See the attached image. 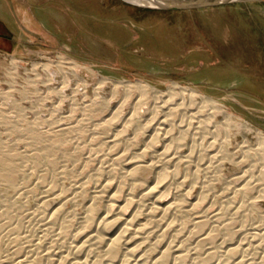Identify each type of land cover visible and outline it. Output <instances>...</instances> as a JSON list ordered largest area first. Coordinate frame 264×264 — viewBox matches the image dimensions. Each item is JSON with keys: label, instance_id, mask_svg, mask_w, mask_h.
I'll list each match as a JSON object with an SVG mask.
<instances>
[{"label": "rangeland", "instance_id": "1", "mask_svg": "<svg viewBox=\"0 0 264 264\" xmlns=\"http://www.w3.org/2000/svg\"><path fill=\"white\" fill-rule=\"evenodd\" d=\"M14 60L19 66L18 72H14ZM75 63L79 65L80 76L91 87L86 94L87 101L83 94H76L74 100L71 98L74 83L83 80L73 71ZM62 69L70 80L63 101L58 91L47 95V89L40 84L50 75L54 78L48 85L50 88L62 85ZM27 73L36 77L35 80L27 81ZM37 73H40L39 78ZM101 76L107 78V84L101 89L102 98L110 95L113 82L141 81L150 87L140 101L139 121L120 133L117 150L113 151L107 141L114 138L123 124L119 121L114 125H102L110 116L109 111L99 110L101 97L96 103L92 101L94 86ZM175 84L192 87L199 95L224 104L243 131L235 135L233 144L242 142L246 135L247 145L256 146V132H264V2L240 0L173 11L124 0H0V144L3 145L0 155L17 173L15 185L10 186L0 179V213L8 211L10 214L9 218L6 213L1 214L0 222L11 223L7 227L2 224L5 228L0 229L11 238L7 241L9 237H3L7 239L5 245L13 246L12 226L17 223V231L24 237L23 241L20 239L21 245L24 244L26 250L32 248V242L38 241L46 226L45 218L59 207L50 237H54L62 222L68 223L69 234L63 238L66 246L72 234L83 225L92 201L93 218L100 219L108 202L104 197L93 196L94 192L108 177L120 178L125 169L123 162L111 166L108 160L112 153L123 151L125 147L131 151L124 159H131L145 147L156 132L148 126L153 104L165 103L163 99L170 96ZM153 87L162 95H155ZM8 91L12 94L6 96ZM133 91L122 116L129 115V105L140 98V91ZM126 93L124 85H120L115 100L119 101ZM179 93L174 96L173 103L181 102ZM160 112L165 113L164 110ZM175 116L173 126L166 127H171L172 134L179 137L181 114ZM30 126L43 131L44 140L34 141L28 135ZM58 127L68 130L62 134L57 131ZM129 138L131 143L126 146ZM197 138L191 133L185 134L176 149L180 154L177 156L182 157L177 170V177L183 182L181 193L186 192L192 201L200 197V191L208 195L202 208L180 209L181 223L189 225L184 224L188 228L186 234L200 213L207 212L211 216L218 211L221 220H233L234 230L241 228L245 234L257 231L259 219L264 224V199L258 200L259 193L253 184L264 178V153L256 156L254 151H249L242 163L234 160L240 158L239 150L230 154L228 160H213L209 150L198 147L200 138ZM155 143L162 149L167 144L163 135ZM152 152L151 149L148 159L152 158ZM174 167L171 164L170 169ZM246 167L250 169L244 172ZM100 168L105 172L101 173ZM151 174V170L143 171L141 178L147 179ZM174 187L172 184L169 192L166 191L165 199L174 196ZM130 188L131 183L127 182L121 190L113 189L117 203L125 201L130 191L137 197L141 187ZM248 201H253L255 206L252 213ZM247 211L253 217L248 216L243 223L241 216ZM160 217L159 213L154 216L152 227L163 228L166 221ZM223 234L216 238L215 245L214 242L205 243L204 248L206 245L212 248L215 255L202 264L223 261L225 249L233 243L240 244L244 233L238 231L226 244ZM191 238L185 240L188 250L195 244ZM172 239L170 234L168 241ZM148 251L147 258L151 260L155 251L151 248ZM249 252L241 250L237 255L248 257L251 256ZM191 262L201 264L194 263L191 258L185 264Z\"/></svg>", "mask_w": 264, "mask_h": 264}, {"label": "bare ground", "instance_id": "2", "mask_svg": "<svg viewBox=\"0 0 264 264\" xmlns=\"http://www.w3.org/2000/svg\"><path fill=\"white\" fill-rule=\"evenodd\" d=\"M128 1L141 5H160L164 2H168L167 0ZM14 65V72H18L19 66L17 64V60H14ZM78 69L79 65L75 63L73 66V71L77 75H79V77H81ZM34 71L36 72V70H33V72ZM61 72H64L62 85L55 88H50V86L48 85H50L54 79L50 75L46 76L45 81L40 84L47 89L45 90L47 95L48 93L58 91V94H60L61 96L60 99L63 101L62 97L66 95L64 91L66 89V86L70 84V80L68 79V76L66 75L67 73H65L64 69H62ZM39 74L37 78H39ZM35 78L27 73V81H34ZM74 84L75 85L72 87L73 91L71 94V98L74 100L76 94H83L85 95V100L87 101L86 94L88 90L91 89V87H89L90 84L84 79L80 80L78 83L75 82ZM106 84L107 78L101 76L98 84L94 86V95L92 98L93 103H96L97 100H99V97H101L102 93L101 89L104 88L103 86ZM120 85H124L127 93L122 99L116 101L115 98L118 95ZM175 85L176 87L172 88L173 90L169 92L170 96L168 95V98L163 99L165 103H161L162 105L157 104V102L156 104H153L155 106H153L154 109L150 117L151 125L148 126H152L153 129L156 130V132L155 134L153 132L151 139H149L146 142V145H144L145 147L141 148V151L139 150V152H136V154L133 155L131 159H124V157L127 156L126 154L129 153L128 151L130 150L126 147L123 151L121 150L117 153L111 152L112 156L108 160L109 165H118V163H120L121 161V163L123 162L125 169L120 178L108 177L99 185L100 189L97 191L95 190L96 192H94V194H96L93 196H100V198L104 197L107 200L108 204L106 206L105 214L100 219L94 220V203L92 201L89 205L83 225L78 228L75 233L72 234L70 244L69 246H66L63 238L66 237L65 235L69 234L67 233L70 230L68 223L62 222L59 225L58 231L56 230L57 232L54 233L55 235L53 234L54 237H50V232L53 231L50 228L51 225L56 222V215L60 209L59 207L51 211L50 215L45 218L46 221L44 224L46 226L42 229V235L38 238V241L32 242L33 247L28 248V250L25 249L27 247H25L23 243V246L20 243V239H23L24 237H22V235L17 231V223L12 226V233L11 230H8L11 234L14 233V235H12V242H14V244L13 246L7 247L5 245L6 242L4 241H6L7 239V241H9V239L11 240V238L10 236L5 235L2 230L7 227V225L10 226L11 223H6V225H4L3 223L5 222H0V229H2L0 230V264H185L186 260L190 258L195 260L194 263L202 264V262L206 263L208 260H211L215 255V250H212V248H207V245L204 248L205 243L214 242L213 244L215 245V242L217 241L216 238H219V234L224 233L223 241L226 244L232 241L233 236H235L234 234L238 231L244 233L243 237L240 239L241 243L238 245H235L233 243L231 246L227 247L225 249L226 258L223 261L215 260L218 261L215 263L264 264V224L261 223L262 219H259V225L256 226L257 231L253 230L252 233L246 231V234H248L246 235L245 230H243L242 232L241 228H239L238 230H234L235 227L233 225V220L232 222L221 220V213L219 211L211 216H209V213L207 214V212H204L200 213V216H198L193 221V228L190 231H187L188 234H186V230L188 228L186 229V226H184L185 223H181L180 209L184 207H189V209L202 208L208 201V195L204 193V191H200V197L197 200L192 201L189 199V196L186 195V192L181 193L180 185L183 184V182L180 181L177 177V174H179L177 170L180 166L182 157H179L180 154L176 150L178 149L177 147L179 145V142L185 136V134L191 133L195 139L199 136L200 141H198V147H201L202 150H209L211 153L210 156L213 160L214 158H218L220 159V161H224V159L228 160V158H230V154H235L239 150L240 158L234 160H237V163H242L244 161L243 158L247 154H249V151H254L256 153V156H261V154L264 153V132L262 130L256 132L258 138L257 142L254 143L256 146L252 147L247 145L248 143L246 135L244 136L242 142L233 144L235 135L239 132L243 133V131L240 130L238 122L234 119L233 114L226 110L224 104L205 95H199L198 90L192 87H187L179 84ZM111 87L112 90L110 95L106 98L101 97L102 102L99 104V110H107L109 111L107 114H110L109 117H106L104 119L103 123L100 122L102 123V125H114L119 121L123 124V127L120 128L117 133H115L114 138L110 141H107L109 142V146L113 151L117 150L115 148H117L118 146L117 141H119L118 137L120 133L127 130V128L135 124V122L139 121L140 117H138L137 114L139 106L141 104L140 101H142L141 99H143V97L147 95V90L150 87L141 81H137L134 83L131 81H123L121 83L118 81L113 82ZM154 87V94L162 95L161 92ZM82 88L84 89L83 91L81 90ZM134 89L140 91V98L134 99V103L129 105L131 108L129 115L122 116V110L123 108H127L126 106L129 103V95ZM178 91L181 95V102L177 104V102L173 103L172 100L174 96L178 94ZM8 94L10 95L12 94V92L8 91L6 96H8ZM157 101L159 103V100ZM160 110H164L165 113L161 114ZM177 114H181L180 122L178 123L181 133L179 137H175L174 134H172L173 132L171 128L173 126L172 124H174V118H177V116H175ZM146 124H148V122ZM166 125H169L171 127L168 128L166 127ZM67 130L68 129H65L64 127L57 128V131H60L62 134H64ZM28 135L31 136L32 139L36 142H41V140H44L45 138L43 131L39 132L36 126L28 127ZM162 135L165 138L166 143L169 141L167 144L165 143V146L163 145L164 149H162L155 143L156 140ZM130 138L127 140L126 146L131 143ZM2 147L3 145L0 144V149H2ZM46 148L49 149L48 146ZM151 149L153 150L152 156L150 154L152 158L148 159L147 155ZM15 154H17V152H15ZM177 154L179 155L177 156ZM187 157H190V155H188ZM39 159L41 158L39 157ZM171 164H174L175 166L173 169H170ZM0 166L1 168H3V170L0 171V179L6 181L10 186L15 185L17 174L16 169L7 164L1 155ZM247 167L244 172L249 171L251 166L249 168ZM147 170L152 171V174L150 175L151 177L149 176L150 178L148 177L147 179H142L141 173ZM100 172L104 173L105 171L104 169H101ZM263 180L264 178H262L260 182L253 184V188L255 187L258 191L257 193H259L258 198L260 199L258 200L264 199ZM127 182L131 183L130 189L134 190L135 188L140 186L141 190L137 193V197H134L132 191H130L131 193L128 192L129 194H127L125 201L117 203L114 197L115 191L121 190V188ZM172 184H175V187L173 189L174 196L170 198V200L165 199V193L166 191H168ZM245 186L247 185L245 184ZM114 188L115 191L113 190ZM26 190L24 192H26ZM111 190H113L114 192L110 193ZM22 192L21 194H23ZM248 203H250L249 210H251L252 213L253 209H255V206L253 204V201H248ZM228 211L229 210L227 209V212ZM3 213H6V217L9 218L10 214L8 211ZM3 213H0V215ZM157 213L160 214L161 219L166 221L165 225L163 224V228L152 227L154 216ZM249 213L250 211H247L241 216V220L243 223L248 219ZM259 216L261 217V215ZM249 217H253V215ZM2 224L5 227L2 228ZM185 225H187V223ZM209 225L210 229L207 227ZM191 226L192 225H190V227ZM206 227L208 229H206ZM5 231L6 230H4V232ZM31 234L34 233H30L29 235ZM170 234L172 235L173 239L168 241ZM4 236H7L9 238L6 237L7 239L4 240ZM188 237H192L193 242L195 241L193 248L191 247V245H189V243L192 242V238L190 239L191 242L188 243V245L192 248L191 250L187 249V242H185ZM34 240L36 239L34 238ZM30 241H32V239H30ZM211 247H213V245ZM150 248L155 251V254L152 257L153 259L151 258V260L150 258H147V253L149 252L148 249ZM241 250L244 252L251 251L249 252L251 256L247 257L244 255H237V253L239 251L241 252ZM222 259L223 258H221V260ZM192 263L193 262H191V264Z\"/></svg>", "mask_w": 264, "mask_h": 264}, {"label": "water", "instance_id": "3", "mask_svg": "<svg viewBox=\"0 0 264 264\" xmlns=\"http://www.w3.org/2000/svg\"><path fill=\"white\" fill-rule=\"evenodd\" d=\"M129 2L128 0H124ZM168 2H164L163 4L160 5H141L143 7H150V8H159V9H166V10H173V11H178L179 9H193L194 7L196 8H207L210 6H216V5H225L226 3L230 2H235V1H240V0H194V1H170L167 0ZM257 1V0H254ZM264 2V0H258ZM133 3V2H129ZM136 4V3H134Z\"/></svg>", "mask_w": 264, "mask_h": 264}, {"label": "crops", "instance_id": "4", "mask_svg": "<svg viewBox=\"0 0 264 264\" xmlns=\"http://www.w3.org/2000/svg\"><path fill=\"white\" fill-rule=\"evenodd\" d=\"M28 17V16H27Z\"/></svg>", "mask_w": 264, "mask_h": 264}]
</instances>
